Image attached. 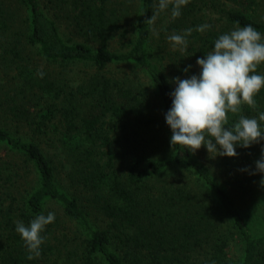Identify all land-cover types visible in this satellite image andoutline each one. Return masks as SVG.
<instances>
[{"label": "trees", "instance_id": "trees-1", "mask_svg": "<svg viewBox=\"0 0 264 264\" xmlns=\"http://www.w3.org/2000/svg\"><path fill=\"white\" fill-rule=\"evenodd\" d=\"M157 3L0 0V264H264V173L240 171L264 141L193 154L170 146L165 120L173 78L198 74L219 35L264 33V0H190L149 26ZM187 28L173 51L167 36ZM255 99L242 114L264 111V88ZM48 212L29 260L15 222Z\"/></svg>", "mask_w": 264, "mask_h": 264}, {"label": "clouds", "instance_id": "clouds-1", "mask_svg": "<svg viewBox=\"0 0 264 264\" xmlns=\"http://www.w3.org/2000/svg\"><path fill=\"white\" fill-rule=\"evenodd\" d=\"M190 0H158L150 18L144 21L154 26L157 18L170 8L173 20L182 14V8ZM171 6V7H170ZM212 25L203 24L195 31L204 33ZM153 35L159 32L152 28ZM193 29L182 33H173L167 40L173 51L186 53ZM186 57V56H184ZM264 63V33L251 24L237 26L218 36L214 47L203 57L197 58L200 71L186 79L174 77L175 88L169 93L172 98L165 120L171 129L170 146L181 147L195 154L202 146L211 157H236L237 146L249 148L264 141V111L258 116L248 117L242 114L245 106L257 109L255 99L264 88V75L257 70ZM192 65L183 71L188 73ZM43 76V73H40ZM230 115L238 116L235 123H229ZM254 175L264 173V147L261 156L255 161V169H241ZM261 185H264L262 176ZM55 221V213L39 214L26 226L23 221L15 222V231L20 235L28 253L27 259L39 258L42 245L47 237L43 235L46 226Z\"/></svg>", "mask_w": 264, "mask_h": 264}, {"label": "rangeland", "instance_id": "rangeland-1", "mask_svg": "<svg viewBox=\"0 0 264 264\" xmlns=\"http://www.w3.org/2000/svg\"><path fill=\"white\" fill-rule=\"evenodd\" d=\"M232 6H234L235 8L244 9V8L241 7L240 5H235V4H233ZM164 16H165L164 12L161 13V14L159 15V17L157 18V22L160 23V21H164V20H162V19L164 18ZM63 36H64V34H63ZM46 152H47V155H49V156L52 158V160L54 161L56 157L53 156V155H52V156L50 155V154H54L53 151H52V150H49V151L46 150ZM256 223H257V222H252L251 229L253 230V233L258 234V233L260 232V230L258 231V229H256V228H258V226L256 225Z\"/></svg>", "mask_w": 264, "mask_h": 264}]
</instances>
